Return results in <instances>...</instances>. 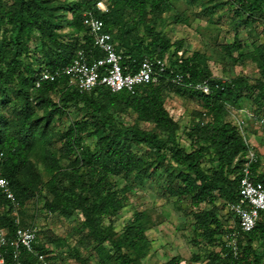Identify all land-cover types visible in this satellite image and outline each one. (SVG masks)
Here are the masks:
<instances>
[{
  "label": "trees",
  "instance_id": "16d2710c",
  "mask_svg": "<svg viewBox=\"0 0 264 264\" xmlns=\"http://www.w3.org/2000/svg\"><path fill=\"white\" fill-rule=\"evenodd\" d=\"M100 2L107 13L98 11ZM228 4L238 22L264 20V0H228ZM174 11L172 0H0V177L9 183L19 203L18 213L23 215L29 203L42 198L46 214L80 215L81 228L95 244L102 264H142L150 251L144 214L135 212L121 234L115 232L114 221L126 202L120 182L144 180L157 172L156 166L132 149L133 145L145 147L156 165H169L164 173L166 193L178 201L190 200L197 240L219 249L208 253L207 264H261L254 245H264V213L255 229L244 234L234 217L236 227H224L216 202L229 207L240 200L241 168L249 147L232 110L241 109L249 99L256 114L263 112L264 50L258 51L255 60L260 77L253 86L244 77L216 79L204 55L189 56L182 41L172 43L160 29L165 16ZM86 13L103 22L124 68L136 71L144 59H162L166 73L135 94L112 93L102 86L79 93L65 78L37 88L41 72L70 65L80 50L96 59L103 57L83 25ZM175 18L177 23L184 22L182 16ZM66 29L71 33H65ZM236 39L237 35L231 48L241 60L242 45ZM175 74H182L186 81H208L210 94L176 87L171 83ZM169 90L198 99L203 110L184 131L189 149L179 145V127L165 108ZM55 94H59L57 102L52 98ZM72 109L84 119L56 131L55 120ZM128 113L136 117L135 125L120 118ZM140 123L152 129L141 128ZM87 139H94V145H88ZM254 150L259 160L252 166L253 180L264 184L263 161ZM38 152L46 181L32 161ZM201 205L209 209H200ZM32 224L20 220V227ZM17 227L12 205L0 196V228L7 231L10 242ZM234 231L239 233L238 256L227 247ZM36 250L52 264L57 261L42 243L41 233ZM20 261L41 264L26 250H21Z\"/></svg>",
  "mask_w": 264,
  "mask_h": 264
},
{
  "label": "rangeland",
  "instance_id": "374dc122",
  "mask_svg": "<svg viewBox=\"0 0 264 264\" xmlns=\"http://www.w3.org/2000/svg\"><path fill=\"white\" fill-rule=\"evenodd\" d=\"M175 11L165 16L160 29L172 42L182 41L188 55L200 53L207 58L212 76L216 79H232L244 77L253 86L259 79V69L256 64L258 51L264 50V35L260 25L255 20L238 22L233 8L228 0H172ZM176 15L182 16L184 22L177 23ZM69 19V18H68ZM238 27V30H237ZM65 33H71L69 29ZM236 41L242 45L243 59L238 58L236 50L231 46ZM58 101L59 94L52 95ZM244 107L255 109L251 100H244ZM165 108L179 127L178 143L189 149L184 131L187 130L203 111L198 99L190 95H181L169 90L165 99ZM260 115H264L260 111ZM120 118L129 126L135 125L136 117L132 113L123 114ZM82 120L84 115L72 109L70 114L60 120H55V130L63 131L73 120ZM141 128L151 130V126L139 124ZM248 140L256 149L263 161L264 167V127L255 122H249ZM88 145H94V139H87ZM133 151L143 160L157 167V172L144 180L121 181L126 202L119 217L114 221V229L121 234L126 225L132 221L135 212L144 214V227L150 241L149 254L142 259V264H169L176 260L177 264H207L209 252L219 251L218 248L207 246L197 240L194 233L193 212L189 199L179 200L169 196L164 187V173L167 163L156 165L150 152L141 146H132ZM36 170L43 181L47 180L45 168L38 152L32 159ZM218 218L224 227H236L229 207L222 201L216 202ZM200 209H209L201 205ZM19 220L34 223L40 228L41 241L53 251L57 258L54 264H102L96 254L95 244L86 238V232L81 228L79 214L72 218H64L59 214H46L43 210V200L31 202L24 211L18 213ZM109 220H106L108 224ZM262 256L264 264V245H254ZM76 252L78 257L76 258ZM200 257L196 262L195 257Z\"/></svg>",
  "mask_w": 264,
  "mask_h": 264
},
{
  "label": "built area",
  "instance_id": "2783aa9c",
  "mask_svg": "<svg viewBox=\"0 0 264 264\" xmlns=\"http://www.w3.org/2000/svg\"><path fill=\"white\" fill-rule=\"evenodd\" d=\"M101 13H107L108 9L103 2L97 4ZM83 25L92 39L95 50L103 54L102 58H93L91 53L78 51L72 63L55 71H43L38 76L36 87L40 88L45 82L53 83L65 78L69 87L79 93L92 92L97 87H105L112 93L128 92L135 94L142 86L157 82L166 73V62L162 59H144L136 71H129L122 66L123 57L119 55L112 42V36L104 31L103 22L92 13L84 14ZM260 29L264 35V20L260 22ZM171 83L176 87H184L209 95L211 92L208 81H186L182 74H175ZM233 120L249 151L246 161L241 168L239 180L238 203L229 206V211L237 219L239 231L244 234L251 233L259 220L260 213H264V184L253 180L252 166L257 164L258 156L248 140L249 122L254 121L264 127V115L256 114L244 106L239 110H232ZM0 196L4 197L11 205L12 212L16 216L18 225L14 240L10 242L7 231L0 228V264H23L20 261L21 250L36 256L41 264H52L46 255L36 250L39 241L40 228L32 224L20 227L17 217L19 203L16 201L9 183L0 177ZM227 247L234 256L239 254V233L230 234ZM11 249V252H9Z\"/></svg>",
  "mask_w": 264,
  "mask_h": 264
},
{
  "label": "crops",
  "instance_id": "0c3cea01",
  "mask_svg": "<svg viewBox=\"0 0 264 264\" xmlns=\"http://www.w3.org/2000/svg\"><path fill=\"white\" fill-rule=\"evenodd\" d=\"M254 147V146H253Z\"/></svg>",
  "mask_w": 264,
  "mask_h": 264
}]
</instances>
